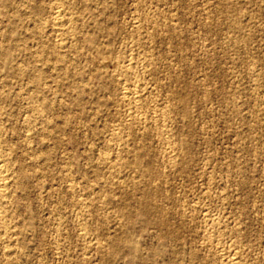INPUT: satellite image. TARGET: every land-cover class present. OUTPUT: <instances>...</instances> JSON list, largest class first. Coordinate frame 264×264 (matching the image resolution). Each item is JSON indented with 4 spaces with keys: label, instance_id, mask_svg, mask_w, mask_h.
I'll return each mask as SVG.
<instances>
[{
    "label": "rangeland",
    "instance_id": "374dc122",
    "mask_svg": "<svg viewBox=\"0 0 264 264\" xmlns=\"http://www.w3.org/2000/svg\"><path fill=\"white\" fill-rule=\"evenodd\" d=\"M66 6L59 64L52 0H0L17 239L13 261L0 239V264H228L223 253L264 264V0ZM129 83L143 123L123 129L117 94ZM113 135L137 161H104L124 155Z\"/></svg>",
    "mask_w": 264,
    "mask_h": 264
},
{
    "label": "bare ground",
    "instance_id": "6f19581e",
    "mask_svg": "<svg viewBox=\"0 0 264 264\" xmlns=\"http://www.w3.org/2000/svg\"><path fill=\"white\" fill-rule=\"evenodd\" d=\"M67 1L68 0H52V8H50V9H53V11L51 10L52 12L50 13L51 14L50 24L48 26H45V28H48L51 32H53V34H55L56 41H55V43H54V45L52 47V53L51 54L53 55L55 61H57L59 64H61L64 61V59L66 57L65 54L67 52H69V49H70L69 48V45L71 44V37L73 35V24H72L73 23V17H72V14L68 11V7L66 6V2ZM41 28H43V26H41ZM49 30H47V31H49ZM60 67H61V65H60ZM132 80H134V79H132ZM131 83H132L131 86L132 85L135 86L134 82H131ZM131 86H130V83H129V85H124L119 90L118 94L116 93L118 95V99H119V102H120V109H121V112H122L121 115L119 116V118L116 121L118 122V125L121 128H123V129H128V128H131L132 126H134V127H137L138 126L139 127L143 123V116L141 115V111H140L141 109H140V105H139V102L141 100V97L139 95V92L136 89H133ZM163 111H164V109H163ZM156 114H158V113H156ZM23 121H24V119H23ZM39 122L41 123V121H39ZM157 126H158V124H157ZM164 136L167 137V132H165V131H163L160 134V137L161 138L164 137ZM112 141L114 143H116L118 146H120V149L122 150V152H123L124 155L119 154L118 157H115L114 156L113 158H111V157L108 158L107 157V158L104 159V161H107L108 163H110L113 160L115 161L116 158H118V159H121L122 158L123 159L124 157L125 158H130V159H132V161H137V154L133 150H131L130 148L127 147V144L123 141L122 136H120V135H113ZM29 151H30V149H29ZM27 157H29V156L27 155ZM170 160L171 159H169V161ZM172 160H174V159H172ZM171 161L169 163L172 164ZM97 164H98V162H97ZM10 166H11V160L9 158V155L6 152H4V150L2 149L1 143H0V239H1V241L3 240L6 243V246H5L6 251L4 252L5 253V256L8 259H10V261H13L14 260V255L16 253L15 252V249H14V244H15V242H16L17 239H16L15 233H14V231L12 229L13 228V226H12V223L13 222L10 220V218L8 216V209H7L8 208V203H9V201L11 199V196H12V193L10 191V188H11V185H12V182H13V176H12L13 173H11L12 171H10ZM130 177H131L132 180L135 179L134 176H131L130 175ZM210 226H211V230L210 231L213 234L214 228H216L218 226L215 224V222H211V225ZM212 234L209 235L210 242H212V238H211L212 237L211 236ZM207 236L208 235H206V237ZM220 242L222 243V241H220ZM5 243H4V245H5ZM218 243H219V241H218ZM215 247H218V245L215 246ZM219 249L220 248H218V250ZM233 255L230 256V255H227V254L225 255L223 253V255H219V256H221L223 258L225 257L227 259V263L228 264H243V262L240 260V258L237 259L238 257L236 258Z\"/></svg>",
    "mask_w": 264,
    "mask_h": 264
}]
</instances>
